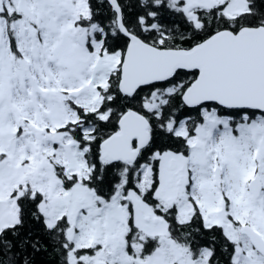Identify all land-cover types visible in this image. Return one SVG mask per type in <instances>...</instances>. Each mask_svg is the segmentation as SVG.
Segmentation results:
<instances>
[{
  "label": "snow or ice",
  "instance_id": "6c2138e0",
  "mask_svg": "<svg viewBox=\"0 0 264 264\" xmlns=\"http://www.w3.org/2000/svg\"><path fill=\"white\" fill-rule=\"evenodd\" d=\"M0 264H264V0H0Z\"/></svg>",
  "mask_w": 264,
  "mask_h": 264
}]
</instances>
